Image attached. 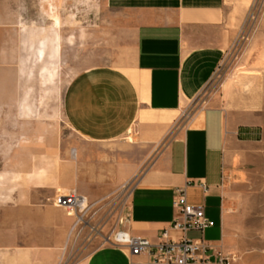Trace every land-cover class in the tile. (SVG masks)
Masks as SVG:
<instances>
[{
    "label": "crops",
    "instance_id": "1",
    "mask_svg": "<svg viewBox=\"0 0 264 264\" xmlns=\"http://www.w3.org/2000/svg\"><path fill=\"white\" fill-rule=\"evenodd\" d=\"M230 1L104 0L90 63L62 97L64 119L79 146L43 155L17 150L11 156L62 161H52L45 177L31 161L26 171L14 167L13 181L0 178V264H147L146 254L99 244V229L109 223L113 231L151 242L164 229L176 237L170 224L179 189L214 222L205 232L215 228L218 236L207 241L230 250L219 186L233 127L216 105L188 120L180 115L231 46ZM87 54L80 47V58ZM72 190L92 209L82 223L53 203Z\"/></svg>",
    "mask_w": 264,
    "mask_h": 264
},
{
    "label": "rangeland",
    "instance_id": "2",
    "mask_svg": "<svg viewBox=\"0 0 264 264\" xmlns=\"http://www.w3.org/2000/svg\"><path fill=\"white\" fill-rule=\"evenodd\" d=\"M103 6L104 0H0L2 180L6 175L13 181L14 167L26 171L31 161L45 177L52 161H62L11 156L17 150L43 155L44 150L70 152L79 146L80 139L64 119L62 97L76 72L90 63L94 27ZM228 12L231 46L180 115L188 120L205 107L224 109L233 127L219 186L231 247L227 252L234 256L232 264H264V0H231ZM80 47H86V58H80ZM55 52L58 57L53 59ZM92 214L89 209L87 216ZM106 224L99 229V244H107L114 232ZM89 226L95 229L93 222ZM215 231L207 230L204 239L217 238ZM197 236L202 235L188 233Z\"/></svg>",
    "mask_w": 264,
    "mask_h": 264
},
{
    "label": "built area",
    "instance_id": "3",
    "mask_svg": "<svg viewBox=\"0 0 264 264\" xmlns=\"http://www.w3.org/2000/svg\"><path fill=\"white\" fill-rule=\"evenodd\" d=\"M206 190L205 187H203ZM53 203L61 206L76 216L82 223V216L90 208L88 200L75 190L66 194L56 195ZM176 217L171 221L170 228L178 233L170 237L164 229L156 242L142 236L131 235L118 229L106 243L125 247L129 255L146 254L147 264H232L234 256L222 252L204 239L206 229L214 226V222L205 213L203 205L189 203L184 189H179L172 201ZM188 233H198L202 236L188 237Z\"/></svg>",
    "mask_w": 264,
    "mask_h": 264
}]
</instances>
